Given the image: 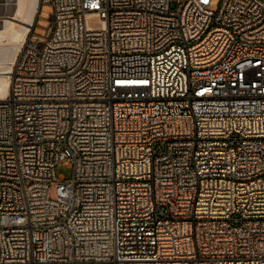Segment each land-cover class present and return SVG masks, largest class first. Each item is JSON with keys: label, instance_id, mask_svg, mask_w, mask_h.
<instances>
[{"label": "built area", "instance_id": "2783aa9c", "mask_svg": "<svg viewBox=\"0 0 264 264\" xmlns=\"http://www.w3.org/2000/svg\"><path fill=\"white\" fill-rule=\"evenodd\" d=\"M38 2L0 100V264H264V0Z\"/></svg>", "mask_w": 264, "mask_h": 264}, {"label": "bare ground", "instance_id": "6f19581e", "mask_svg": "<svg viewBox=\"0 0 264 264\" xmlns=\"http://www.w3.org/2000/svg\"><path fill=\"white\" fill-rule=\"evenodd\" d=\"M13 14L0 24V100L8 96L9 74L17 53L27 41L34 25L38 0H14ZM8 7L9 0L3 4ZM9 8V7H8Z\"/></svg>", "mask_w": 264, "mask_h": 264}, {"label": "rangeland", "instance_id": "374dc122", "mask_svg": "<svg viewBox=\"0 0 264 264\" xmlns=\"http://www.w3.org/2000/svg\"><path fill=\"white\" fill-rule=\"evenodd\" d=\"M9 1H10V5H8L9 8L7 6H6V8L8 9V16H12L13 7H14L12 4L15 2H14V0H9ZM219 1L220 0H215L214 6L212 7V9L214 11L217 10ZM1 3L4 4L5 0H1ZM51 15H52L51 6H49V5L42 6L40 13H39V16L36 20L34 30H33V35L35 37H38V38H44L45 37L49 27L52 24ZM55 174L57 177H63L64 180H60V181H62V182L69 181L71 179V175H72V170L69 166V161L59 162L58 164H56Z\"/></svg>", "mask_w": 264, "mask_h": 264}]
</instances>
